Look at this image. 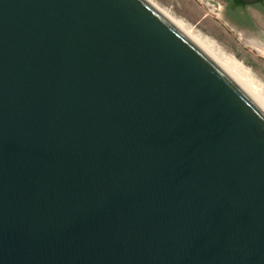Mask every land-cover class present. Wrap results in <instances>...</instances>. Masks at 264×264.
Segmentation results:
<instances>
[{
	"label": "water",
	"instance_id": "95a60500",
	"mask_svg": "<svg viewBox=\"0 0 264 264\" xmlns=\"http://www.w3.org/2000/svg\"><path fill=\"white\" fill-rule=\"evenodd\" d=\"M0 264H264V110L145 0H0Z\"/></svg>",
	"mask_w": 264,
	"mask_h": 264
},
{
	"label": "rangeland",
	"instance_id": "374dc122",
	"mask_svg": "<svg viewBox=\"0 0 264 264\" xmlns=\"http://www.w3.org/2000/svg\"><path fill=\"white\" fill-rule=\"evenodd\" d=\"M182 19L221 50L236 58L264 89V59L257 58L239 41L221 17L222 4L217 0H150Z\"/></svg>",
	"mask_w": 264,
	"mask_h": 264
},
{
	"label": "bare ground",
	"instance_id": "6f19581e",
	"mask_svg": "<svg viewBox=\"0 0 264 264\" xmlns=\"http://www.w3.org/2000/svg\"><path fill=\"white\" fill-rule=\"evenodd\" d=\"M179 32L191 41L216 66L224 71L245 93H247L264 110V89L250 71L233 56L226 54L212 40L195 31L182 19L175 17L167 10L160 8L150 0H145Z\"/></svg>",
	"mask_w": 264,
	"mask_h": 264
},
{
	"label": "flooded vegetation",
	"instance_id": "af4514ba",
	"mask_svg": "<svg viewBox=\"0 0 264 264\" xmlns=\"http://www.w3.org/2000/svg\"><path fill=\"white\" fill-rule=\"evenodd\" d=\"M222 4V21L257 58L264 59V0L245 5L238 0H217Z\"/></svg>",
	"mask_w": 264,
	"mask_h": 264
}]
</instances>
